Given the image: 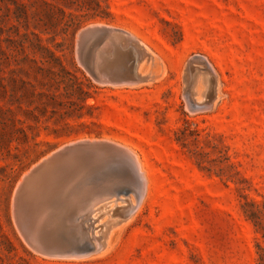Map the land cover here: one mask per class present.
Here are the masks:
<instances>
[{
    "label": "rangeland",
    "instance_id": "obj_1",
    "mask_svg": "<svg viewBox=\"0 0 264 264\" xmlns=\"http://www.w3.org/2000/svg\"><path fill=\"white\" fill-rule=\"evenodd\" d=\"M99 3L109 17L55 35L43 31V0H0V264H264V0ZM97 25L124 33L146 79L92 77L78 41ZM70 79L82 91L58 87ZM79 141L128 150L146 194L129 218L100 231L126 205L109 200L113 210L96 222L100 250L45 255L20 231L14 196L33 167ZM111 166L79 185L134 187L125 166Z\"/></svg>",
    "mask_w": 264,
    "mask_h": 264
},
{
    "label": "water",
    "instance_id": "obj_2",
    "mask_svg": "<svg viewBox=\"0 0 264 264\" xmlns=\"http://www.w3.org/2000/svg\"><path fill=\"white\" fill-rule=\"evenodd\" d=\"M78 45L97 82L134 84L146 79L137 73V50L122 31L103 25L87 27L79 33ZM206 98L209 106L214 99L212 89ZM49 156L33 167L17 187L13 211L20 231L29 244L45 255L83 256L100 250L104 234H96V222L102 214L113 210L109 208V200L114 198L115 203L120 200L126 205L116 207L112 215L115 218L109 219L112 221L108 225L103 224L100 231L117 220L129 218L142 199L139 189L145 188V182L135 171L134 156L106 141L74 143ZM64 164L68 165L65 170L69 173L62 184L59 181L41 185L52 179L58 173L57 168ZM109 164L125 166L123 172L134 187L80 186L93 169ZM131 193L136 203L132 202Z\"/></svg>",
    "mask_w": 264,
    "mask_h": 264
},
{
    "label": "trees",
    "instance_id": "obj_3",
    "mask_svg": "<svg viewBox=\"0 0 264 264\" xmlns=\"http://www.w3.org/2000/svg\"><path fill=\"white\" fill-rule=\"evenodd\" d=\"M52 1V2H51ZM43 0L46 9L43 10L44 14L41 16L40 21L42 22L43 31L48 33H58L67 34L72 28H79L83 23H85L90 18H107L110 16L108 11L103 12L99 0ZM68 8L69 11H66ZM59 60V58L57 57ZM61 65V64H60ZM61 68L65 69L62 65ZM44 69V68H41ZM86 78V77H85ZM87 85L92 86V83L88 78ZM64 84V89L66 92L71 90L82 91L83 82L79 79L70 80H59L57 81L58 87ZM42 115H45L46 107L43 106L38 108ZM55 112V111H53ZM37 122L40 121L36 117Z\"/></svg>",
    "mask_w": 264,
    "mask_h": 264
},
{
    "label": "bare ground",
    "instance_id": "obj_4",
    "mask_svg": "<svg viewBox=\"0 0 264 264\" xmlns=\"http://www.w3.org/2000/svg\"><path fill=\"white\" fill-rule=\"evenodd\" d=\"M204 68H205V67H204ZM209 70H210V69H209ZM137 73H138V72H137ZM138 74H139V73H138ZM210 74H211V73H210ZM206 78H207V76H206ZM205 80H206V79H205ZM216 91H217V90H216ZM194 102H195V101H194ZM203 103H204V102H203ZM198 105H199V104H198ZM199 106H200V105H199ZM200 107H201V106H200ZM204 107H205V106H204ZM201 108L203 109V106H202ZM206 108H207V107H205V109H206ZM75 143H76V142H75ZM79 143H84V142H80V141H79ZM49 157H50V156H49ZM47 158H48V157H47ZM47 158H46V159H47ZM135 161H136V162H135V171H136L137 175H139V176H143V175H141V174H143L144 172H143L142 169H141L140 163H139L136 159H135ZM114 165H115V164H114ZM114 165H112L111 167H114ZM122 165H123V164H122ZM59 166H60V165H59ZM61 166H62V165H61ZM61 166H60V168H59V167L57 168V172H58V173H57L53 178H55V177L58 176L59 174L61 175L62 172L65 173V171H63V168H61ZM108 166H110V165H108ZM102 168H103V167H102ZM114 168H115V167H114ZM114 168H113V169H114ZM116 168H117V167H116ZM58 169H59V170H58ZM98 169H99V167H98ZM113 169H111V170H113ZM106 170L108 171V169H106ZM116 170H117V169H115L114 172H113V171H110V172H112L111 176H113V173L115 174V172H117ZM60 172H61V173H60ZM100 172H101V171H100ZM108 172H109V171H108ZM119 172H120V171H119ZM105 173H106V172H105ZM109 174H110V173H109ZM124 174H125V173H124ZM27 175H28V174H27ZM121 175H122V174H121ZM121 175H119V176H121ZM104 176H105V175H104ZM109 176H110V175H109ZM111 176H110V177H111ZM115 176H116V175H114V177H115ZM95 177H97L96 174H95ZM95 177H94V178H95ZM124 177H125V176H124ZM143 177H144V176H143ZM53 178H52V179H51V178L46 179V180L43 182V184L41 183V185H42V186H47V185L52 184V183H55V182H59V181L61 182V181H63L62 179H64V178H62V179L58 178V179L55 180V179H53ZM97 178L99 179V177H97ZM104 178H106V177H104ZM125 178H126V177H125ZM109 179H110V178H109ZM112 179H113V178H112ZM112 179H111V180H112ZM116 179H117V176H116ZM120 179L122 180L123 178H120ZM91 180H93V179H91ZM94 180H95V179H94ZM111 180H110L109 182H112L114 179H113L112 181H111ZM118 180H119V178L117 179V181L114 180L113 183L118 182ZM101 181H102V179H101ZM103 181H104V180H103ZM103 181H102V182H103ZM119 181H120V180H119ZM144 181H145V179H144ZM93 182H94V181H92V183H93ZM95 182H96V181H95ZM102 182H101V183H102ZM90 183H91V182H90ZM105 183L108 184V179H107V182H106V180H105ZM58 184H62V182H61V183H58ZM93 184H94V183H93ZM107 184H105V185H107ZM115 184H116V183H115ZM84 185H85V184H84ZM95 185H96V184H95ZM111 185H112V183H111ZM113 185H114V184H113ZM96 186H97V185H96ZM107 186H110V185H107ZM85 187H86V185H85ZM94 187H95V186H94ZM145 190H146L145 188H144V189H143V188H140V189H139V192L142 193V199H143V194H144V195L146 194V193H145ZM142 199H141V200H142ZM141 200L139 201V203H138L137 205H140ZM134 203H136V202H134ZM137 207H138V206H137ZM110 221H112V220H106V221L103 222V224L106 226V225H108V224L110 223ZM105 241H106V240H105ZM103 243H104V242H103Z\"/></svg>",
    "mask_w": 264,
    "mask_h": 264
}]
</instances>
